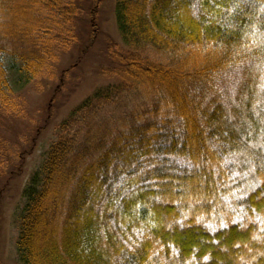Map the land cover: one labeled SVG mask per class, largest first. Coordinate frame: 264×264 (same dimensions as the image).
<instances>
[{
    "label": "trees",
    "instance_id": "trees-1",
    "mask_svg": "<svg viewBox=\"0 0 264 264\" xmlns=\"http://www.w3.org/2000/svg\"><path fill=\"white\" fill-rule=\"evenodd\" d=\"M82 4L0 0V20L17 7L0 121L77 44ZM115 15L117 82L57 126L22 192L18 263L264 264V0H116Z\"/></svg>",
    "mask_w": 264,
    "mask_h": 264
},
{
    "label": "rangeland",
    "instance_id": "rangeland-1",
    "mask_svg": "<svg viewBox=\"0 0 264 264\" xmlns=\"http://www.w3.org/2000/svg\"><path fill=\"white\" fill-rule=\"evenodd\" d=\"M93 1L83 0L86 11L76 25L77 44L60 54L53 74L22 89V112L0 121V264H19L16 241L22 192L30 177L41 170L57 126L98 88L117 82L109 55L113 44L123 46L116 23V0L103 1L95 39L88 24ZM16 8L13 5L0 21L13 25ZM14 43L18 40L11 41ZM139 96L136 100L148 98Z\"/></svg>",
    "mask_w": 264,
    "mask_h": 264
}]
</instances>
